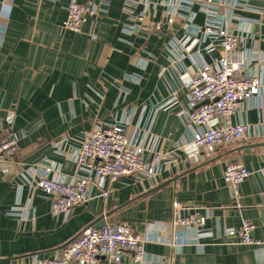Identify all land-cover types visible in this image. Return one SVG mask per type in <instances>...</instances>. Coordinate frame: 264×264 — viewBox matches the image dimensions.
Here are the masks:
<instances>
[{
    "label": "crops",
    "instance_id": "crops-1",
    "mask_svg": "<svg viewBox=\"0 0 264 264\" xmlns=\"http://www.w3.org/2000/svg\"><path fill=\"white\" fill-rule=\"evenodd\" d=\"M174 1L151 0L154 6L146 9L139 32L131 36L121 30L125 17L120 0L98 6L78 33L60 31L68 0H11L9 7L0 2V15L7 17L0 40V138L20 136L15 153L0 162V264H32L53 257L107 214L106 222L125 224L139 234L148 255L171 259V264L264 262V178L253 174L239 185V208L221 179L227 160H238L251 170L264 161V16L261 25L245 26L242 33L249 31L258 41L259 61L247 72L261 82L260 95L244 102L231 119L246 123L247 135L191 162L179 148L192 137L176 114L177 108H186L181 78L218 59L222 50L216 46L207 51L206 45L182 50L185 28L201 31L205 16L193 7L189 21L172 8L173 22L165 24V2ZM217 1L222 3L219 17L226 21L234 0ZM246 1L264 9V0ZM156 24L162 26L160 32L150 29ZM244 43L251 46L250 40ZM172 98L178 107L166 108ZM118 122L145 148V163L162 153L169 164L159 166L152 178L131 175L106 184L111 189L106 199L92 186L85 203L67 216L54 217L49 198L34 189L39 166L53 167L51 177L70 179L75 173L71 155L84 133L98 124ZM173 202L180 204L182 214L205 217L214 233L237 229L247 220L254 225L252 237L263 244L256 248L215 236L214 241L176 249L166 240L173 233H192L173 227ZM13 210L19 213L10 214ZM130 263L127 255L119 264Z\"/></svg>",
    "mask_w": 264,
    "mask_h": 264
},
{
    "label": "built area",
    "instance_id": "built-area-1",
    "mask_svg": "<svg viewBox=\"0 0 264 264\" xmlns=\"http://www.w3.org/2000/svg\"><path fill=\"white\" fill-rule=\"evenodd\" d=\"M110 0H68L65 5L66 17L60 31L80 32L81 24L97 12L98 6H106ZM125 22L121 28L127 36L139 32L145 18L146 9L153 7L151 0H120ZM3 6H10L11 0H0ZM222 3L217 0H175L165 2L168 7L165 24L173 22L169 11L175 8L191 21L194 14L191 8L197 7L205 16L202 30L185 28V38L179 43L182 50L206 45L211 51L216 46L222 50L221 56L200 64L194 74H184L181 78L186 90V108H177L175 98L166 108H177L176 114L191 131L189 142L179 148L186 159L195 161L212 154L221 146L236 144L247 135L248 126L244 122L233 123L232 117L244 102H250L260 95V79L247 72L248 67L259 61L258 41L246 31L245 26L261 25L264 9L253 8L246 0H234L232 9L240 11L235 16L230 8L226 21L219 17L218 10ZM142 8L135 13V9ZM232 11V12H231ZM7 17L0 15V40L6 28ZM233 26L234 30L230 29ZM162 26L156 24L150 29L160 32ZM244 40H250L246 47ZM134 82L139 78L129 76ZM19 135L9 134L0 138V162L12 156L18 145ZM145 148L135 144L127 135L126 124H98L84 133L71 158L75 163V173L70 179L51 177L54 171L50 166H39V176L34 180V189L39 190L50 200V212L54 217L67 216L71 210L90 198V189L96 186L100 196L107 198L111 189L106 184H113L124 176L152 178L158 173V167L168 165L167 154L157 153L151 164L144 162ZM258 174L264 178V161L256 170L245 167L238 160L224 163L221 179L230 190L234 206L239 208V185L249 176ZM173 227L190 231L188 234L173 233L167 244L176 249L188 243L202 244V241H214L215 236L233 239L236 244L259 248L263 242L253 238L254 225L241 220L237 229L216 230L214 233L206 226L205 217L197 212L182 214L180 204L173 202ZM18 210L10 214L17 215ZM143 238L130 227L121 223L105 224L97 229L88 226L79 236L66 244L60 252L49 258L36 260L32 264H119L124 256L129 255L130 264H171V259L148 255L143 249ZM261 264H264L262 262Z\"/></svg>",
    "mask_w": 264,
    "mask_h": 264
},
{
    "label": "water",
    "instance_id": "water-1",
    "mask_svg": "<svg viewBox=\"0 0 264 264\" xmlns=\"http://www.w3.org/2000/svg\"><path fill=\"white\" fill-rule=\"evenodd\" d=\"M106 217H108V214L106 215V216H104V217H101V218H99L96 222H95V224H93V227L94 228H97V229H99V228H101L104 224H105V218ZM109 221H111L110 219H109Z\"/></svg>",
    "mask_w": 264,
    "mask_h": 264
}]
</instances>
